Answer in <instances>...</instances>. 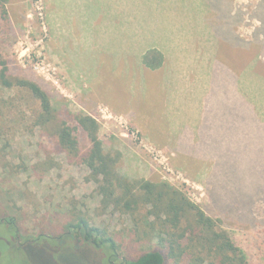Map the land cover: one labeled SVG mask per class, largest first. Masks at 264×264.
<instances>
[{"label":"rangeland","instance_id":"374dc122","mask_svg":"<svg viewBox=\"0 0 264 264\" xmlns=\"http://www.w3.org/2000/svg\"><path fill=\"white\" fill-rule=\"evenodd\" d=\"M227 1L241 21L225 18V22L215 16L226 13ZM7 7L15 35H0V55L9 62L11 73L50 91L54 107L94 118L101 126L106 150L121 154L117 167L123 178L169 184L180 190L218 222L219 230L229 233L250 264H264V0H9ZM72 11L77 13L74 23L87 21L95 43H84L82 37L69 34L77 47L62 52L65 45L55 35V18L61 15L62 30L67 33L73 29ZM205 12L210 16H204ZM210 17L220 23L214 28L219 31L220 45L218 74L213 70L211 77L212 96L220 97L219 91L229 96L235 91V97L242 100L248 95V102L263 118L254 110L255 117L243 113L228 130L217 129L214 146L210 144L211 158L227 156L228 161L213 165L211 179L196 181L174 165L170 150L143 132L152 126L148 117L137 124L132 116L118 114L103 103L98 85L91 86L90 80L101 78L102 65H107L104 76L109 75L110 65L121 61L119 69L131 68L135 55L143 53H137L133 34L140 31L145 36L161 25L177 27L174 31L187 28L188 33L196 34L206 22L215 23ZM97 30L104 33L101 44L96 41ZM69 53L75 56L71 66L76 72L72 74ZM89 65L93 67L87 69L88 76L83 71ZM196 72L197 68H190L188 76ZM104 82L121 97L130 96L128 85L117 83V78L107 76ZM40 111L28 92L0 89V221L13 218L20 238L13 247L0 240V264H121L125 255L139 256L148 243L139 242L133 229L134 221L143 216L121 212L115 206L103 209L88 168L76 156L58 152L47 132L35 126ZM145 112L152 116L155 109L149 106ZM162 120L158 127H163ZM132 132L139 133L138 139ZM75 135L85 148L86 139L80 133ZM87 213L124 250L109 256L97 247L48 240L17 251L19 245L23 248L39 235L46 240L61 232L68 220ZM3 234L0 225V237ZM6 237L9 242L14 240L12 234Z\"/></svg>","mask_w":264,"mask_h":264},{"label":"trees","instance_id":"16d2710c","mask_svg":"<svg viewBox=\"0 0 264 264\" xmlns=\"http://www.w3.org/2000/svg\"><path fill=\"white\" fill-rule=\"evenodd\" d=\"M8 3L9 0H0V35L4 34V37L15 35ZM143 63L148 69L157 70L163 66L164 57L159 51L151 50L145 53ZM0 89L28 92L39 103L41 111L34 121L35 126L47 132L58 146V152L76 156L88 168L89 176L97 184V194L105 211L115 206L120 207L121 212L129 210L131 215L143 216L134 221L133 231L140 237L139 242L148 244H144L143 251L135 258L125 255L121 264H250L229 233L219 230L218 222L198 204L192 203L183 192L169 184L123 178L117 167L121 154L106 150L100 138L99 123L86 114L72 115L66 107H54L50 91L33 80L12 74L9 62L1 55ZM79 133L87 141L85 148H81L75 135ZM91 220L88 213L76 215V219L73 217L66 222L61 232L50 235L46 240L39 235L37 240L27 242L23 248L19 245L17 251L50 240L88 245L106 250L109 256L118 255L124 248L123 244ZM0 225L6 232L0 240L6 245L17 246L20 238L15 220L5 218ZM7 234L13 235L12 242L7 240Z\"/></svg>","mask_w":264,"mask_h":264},{"label":"crops","instance_id":"0c3cea01","mask_svg":"<svg viewBox=\"0 0 264 264\" xmlns=\"http://www.w3.org/2000/svg\"><path fill=\"white\" fill-rule=\"evenodd\" d=\"M227 4L226 13L215 16L222 18L220 20L228 18L241 21V15L236 17L231 11L230 2L227 1ZM69 16L71 29H73L67 33L62 30L61 15L58 19L55 18L57 22L55 30H58L55 35L65 45L62 52H66L67 47L71 49L77 47L75 44L77 41L74 43V38L69 34L82 37L81 41L84 43H90V45L95 43L93 42L94 31L88 30L87 21L84 25L74 23L77 18V13L74 11ZM204 16L210 15L205 12ZM213 21L214 24L211 22L203 24L196 34L188 33L187 28L180 27L182 28L180 31H174L177 27L162 25L154 33L151 31L145 33V36L139 31L138 34H133L134 43L139 48L137 53L140 51L143 53L135 55L133 65L129 66L131 68L119 69V65L123 63L121 61L110 65L109 75L104 76L107 65H102L100 66L101 78L90 80L91 86L98 85L97 91L103 103L113 108L118 114L132 116L137 124H141L142 119L148 117L152 126L144 129L143 132H149V138L153 142L170 150L175 155L174 165L184 171L188 179L196 181L211 179L213 165L228 161L227 156L211 158L214 152L210 144L214 146L216 138L214 132L217 129L221 128L222 132L228 130L238 122L239 118L242 119L243 113H252L254 116V110L262 117V113L248 102V95H244L242 100L235 97V91L229 96L219 91L221 98L212 96L214 86L211 85V77L213 70L218 74L216 70L219 68H216V61L220 45L219 31L214 30L215 26L219 27V19ZM182 25L183 22H181ZM234 27L233 33L236 34ZM97 33L100 34L96 41L101 44L104 33L101 30H97ZM114 40L117 43V39ZM151 50L159 51L164 57V63L160 69H148L143 63L145 53ZM190 52L193 53L192 56H189ZM64 55L67 57V54ZM74 60L75 56L69 53L67 62L68 67L72 69L68 68L71 74L76 72L75 67L71 66ZM92 67L87 66L83 72L88 75L87 69ZM190 68H197L195 75L188 76ZM107 76L117 78V83L121 85L124 83L128 85L127 91L130 96L121 97L111 86H106L108 83L104 82V77ZM149 106L155 109L152 116L145 112ZM161 120L162 128L158 127Z\"/></svg>","mask_w":264,"mask_h":264},{"label":"built area","instance_id":"2783aa9c","mask_svg":"<svg viewBox=\"0 0 264 264\" xmlns=\"http://www.w3.org/2000/svg\"><path fill=\"white\" fill-rule=\"evenodd\" d=\"M132 135H133V137H135V138H137V139H138V137H139V133H136V132H132Z\"/></svg>","mask_w":264,"mask_h":264}]
</instances>
